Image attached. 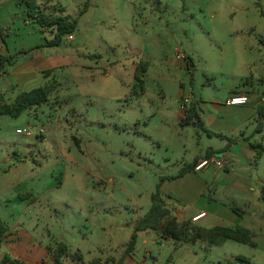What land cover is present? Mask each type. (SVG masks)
I'll return each mask as SVG.
<instances>
[{"label": "rangeland", "instance_id": "rangeland-1", "mask_svg": "<svg viewBox=\"0 0 264 264\" xmlns=\"http://www.w3.org/2000/svg\"><path fill=\"white\" fill-rule=\"evenodd\" d=\"M26 1L33 0H0V61L8 60L0 88L14 84L18 61L39 70L30 90L56 89L47 103L0 117V219L8 227L19 220L37 240L80 249L86 263L116 256L157 187L218 143L208 142L196 118L183 124V99L193 96L196 112L212 111L211 102L224 104L246 87L252 105L261 104L264 0H35L45 14L77 20L74 40L66 36L57 48L44 47L52 35ZM179 54L189 68L171 69ZM59 60L64 66L55 68ZM137 69L147 72L141 81ZM253 123L244 125L246 136ZM255 157L254 173L245 175L264 180V152ZM253 241L159 239L143 245L138 259L147 248L157 260L149 264H236L238 257L264 264V234Z\"/></svg>", "mask_w": 264, "mask_h": 264}, {"label": "crops", "instance_id": "crops-1", "mask_svg": "<svg viewBox=\"0 0 264 264\" xmlns=\"http://www.w3.org/2000/svg\"><path fill=\"white\" fill-rule=\"evenodd\" d=\"M15 64L14 70L10 74L14 84L9 83L6 87L0 88V98L6 103L10 102L7 96H13L12 102L16 100L17 96L21 94L18 90L21 85L28 87L26 89L28 92L34 90H30V87L35 83V74L39 72L38 69H30L28 65L26 66V62L20 63L17 61ZM190 64V59L183 54H179L170 67L171 69L182 70L189 68ZM54 66L55 68H59L64 65L59 60ZM48 71L51 73L52 69L45 70L46 75L49 74L47 73ZM145 74H143V77ZM4 77H8V74H0V79H4ZM245 89L246 87L232 90L224 104L219 101L211 102L212 111L207 108L205 110L199 108L196 112L199 118L198 123L202 126L201 129H204L208 135V142L216 140L218 143L215 145L208 144L204 152L196 156L189 165L206 158L207 151L213 150L215 152L214 155H220L226 159V166L223 168H209L198 173L191 169V171L186 172L180 178L163 182L160 186V191L164 197L168 195L173 197V201L167 203L171 215L178 222L191 223L193 217L206 213V216L199 222L191 224L207 230L215 227H243L250 231L253 241L255 240V233L258 231L264 234V202L261 199L264 180L257 181L252 176H246L245 173L248 170H253L254 173L252 163L255 160V154L257 155V152H259L261 157L263 153L261 150L253 149L251 145H261L260 142H257L255 128L256 124L258 125L257 109L260 105L264 104V97L261 99V104L254 107L252 105L251 94ZM240 95L248 98L249 102L246 105H227L229 99ZM191 107L195 108L194 104ZM182 112V122L184 125H187L184 121L187 112L184 111L183 106ZM251 120L254 123L250 129L248 128V135L246 136L244 125L248 124ZM263 131L264 121H262V134ZM239 135L240 138L238 137ZM246 138L250 140L246 141ZM227 146L228 148L225 150ZM262 147L264 148V145ZM209 170L212 171L209 172ZM211 174H213L211 176L213 179L210 177ZM143 217H139L135 222L129 234V240L120 254H116V256H100L94 259H100L102 263L107 260L114 261V263L109 264H116L121 259L123 260V264H149L151 260L156 262L157 260L153 258L150 250L147 248H144L146 256H143V259H138L142 246H153L159 239L167 242L173 240L165 239L161 234L154 231L138 233L134 255H125L126 246L135 232L137 223ZM21 227L22 225L19 223V220L14 226L8 227V233L2 239V242H0V262L4 256L8 255L14 259H20L27 264H55L53 257L49 254L48 248H54L56 245L48 244L46 240H37L28 231L22 230ZM152 232L157 234L154 238L151 235ZM77 251L81 252L80 249L71 251L69 248V259L65 260L64 264H89L94 260L92 259L87 263L84 259L83 262H73L71 257Z\"/></svg>", "mask_w": 264, "mask_h": 264}, {"label": "trees", "instance_id": "trees-1", "mask_svg": "<svg viewBox=\"0 0 264 264\" xmlns=\"http://www.w3.org/2000/svg\"><path fill=\"white\" fill-rule=\"evenodd\" d=\"M52 0H48V3ZM26 5L29 8L30 17H32L36 23H38L43 32H50L52 39L46 41L44 47L57 48L64 44V38L69 35H73L77 27V20L70 17H62L58 15H49L36 4V1H26ZM54 12H63V9L59 5H52ZM8 62L6 58H1L0 74L5 73L4 63ZM48 71L47 73H49ZM144 72L137 69L135 78L141 81V77ZM56 89L54 85L39 87L29 92L21 93L17 96L15 102L10 105L0 98V117L9 116L12 118L19 117L25 110L41 106L48 102L49 96ZM258 111V125L256 132H261L262 121H264V104L260 105ZM185 122L190 123L196 118V123L199 122V118L196 114L195 108L190 107L186 111ZM233 142V141H231ZM255 150H261L264 152V148L261 145H251ZM228 146L225 148V150ZM206 157L214 155L213 150H208ZM216 155V154H215ZM260 153L257 152V157ZM255 157V158H257ZM196 164V163H195ZM185 166L177 177H169V179H177L183 176L186 172L194 169V165ZM261 199L264 202V186L262 189ZM154 231L162 235L165 239H171L175 242H184L195 244L199 240L208 241L210 244H222L226 241H235L241 244L254 246L252 236L249 230L243 227L224 228L215 227L207 230L204 228L196 227L188 222L180 223L171 215V211L168 208V203L160 191V185L157 187L156 192L151 196V207L147 214L137 223L135 232L130 238L129 243L126 246L125 255L132 256L136 249L138 233ZM8 233V226L0 219V242ZM49 254L53 257L55 264H64V261L69 259V247L64 243H57L54 248H48ZM73 262H83V255L80 251H77L74 256L71 257ZM236 264H252L251 261L245 257H238ZM114 261L107 260L102 263L100 259H94L89 264H109ZM0 264H27L20 259H14L8 255L1 259ZM116 264H123L121 259Z\"/></svg>", "mask_w": 264, "mask_h": 264}, {"label": "built area", "instance_id": "built-area-1", "mask_svg": "<svg viewBox=\"0 0 264 264\" xmlns=\"http://www.w3.org/2000/svg\"><path fill=\"white\" fill-rule=\"evenodd\" d=\"M67 40L69 42L74 40L73 35H69L67 36ZM249 102L248 98L244 95H240V96H234L231 99H229L227 101V105L230 106H244ZM193 104V96H188L187 98H184L182 101V106L184 111L186 112L188 109H190V107ZM26 136L28 137H32L35 136V134L30 130L27 129L26 132L24 133ZM227 164L226 159L223 156L220 155H212L210 157H206L204 159H201L199 162H197L194 165V169L193 171L198 173L201 171H204L206 169H209L211 167L213 168H223L225 167ZM206 216V213H201L199 215H197L196 217H193L191 219V223L195 224L197 222H199L202 218H204Z\"/></svg>", "mask_w": 264, "mask_h": 264}, {"label": "water", "instance_id": "water-1", "mask_svg": "<svg viewBox=\"0 0 264 264\" xmlns=\"http://www.w3.org/2000/svg\"><path fill=\"white\" fill-rule=\"evenodd\" d=\"M63 47H65V46H63Z\"/></svg>", "mask_w": 264, "mask_h": 264}]
</instances>
